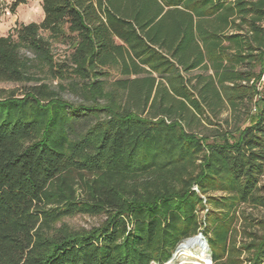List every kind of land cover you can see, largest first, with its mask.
I'll use <instances>...</instances> for the list:
<instances>
[{"label":"trees","instance_id":"obj_1","mask_svg":"<svg viewBox=\"0 0 264 264\" xmlns=\"http://www.w3.org/2000/svg\"><path fill=\"white\" fill-rule=\"evenodd\" d=\"M42 8L41 22L0 36V82H36L21 97L0 90V264H164L198 233L212 264H264V219L247 210L264 209V0ZM53 39L72 41L71 65L55 60ZM41 73L78 75L68 86L83 102ZM246 102L247 123L197 129ZM84 116L93 121L79 129ZM194 185L227 193L208 196L210 225ZM77 214L104 220L63 221Z\"/></svg>","mask_w":264,"mask_h":264},{"label":"rangeland","instance_id":"obj_2","mask_svg":"<svg viewBox=\"0 0 264 264\" xmlns=\"http://www.w3.org/2000/svg\"><path fill=\"white\" fill-rule=\"evenodd\" d=\"M14 0H0L1 3V9H0V36H7L15 30L18 26L30 22H41L44 17V11L42 8V0H27L26 3L19 4L15 9H12V4ZM261 25L264 28V19L261 22ZM71 43L67 42L64 39H53L52 40V48H53V54L54 58L57 62L61 63H67L68 65H71L70 56L72 53V47ZM243 64H239V67H241ZM260 70V66L258 65L256 67V71L258 72ZM40 76L44 79L45 82L49 83L51 87L59 91L61 97L63 99L70 101L71 103H81L83 102L81 93L79 91L73 90L70 86H68V83L71 81H81V79L78 77V75H72L68 76L67 79L60 80V79H54L50 77L48 73H41ZM120 77V74L116 70H111L110 75L108 77L109 81H112L113 79ZM36 82H0V90L4 91V95H10L14 94L17 97H21L23 92L28 89L29 86L34 85ZM59 83H62L65 85V89L59 88ZM258 89L263 93L264 91V75L262 76L261 80L257 83ZM109 87V83L107 84ZM257 97L255 98V100ZM254 100V101H255ZM251 103L246 102L241 110H237V112H233L230 108L224 109V111L218 116L212 119L213 124H209L204 122V126L200 125L198 126V130L203 131V133L206 134H212L215 131L223 132V131H231L235 128L236 123H247L249 121L248 112L251 108ZM255 110L252 109V113ZM93 119L91 117H81L79 122L77 123V126L79 129H85L89 123H91ZM215 138L214 136H211V139ZM193 189L200 194V196L203 198V204L204 209L199 211V219L205 225V221L208 225H210L207 216L209 215V212L215 209V206L212 202L208 200V196H215V197H222L226 196L227 193L223 191H208L203 192L197 185L193 186ZM244 207L242 206L241 209ZM248 212L251 213V215L255 218H261L264 219V209L262 208H248ZM217 211H220L221 213H226L228 211L227 208L224 209H217ZM104 220L103 216H92L87 214H77L74 216H68L65 217L63 221H65L67 224H69L73 228H91L93 226L99 225ZM237 234L238 240H242L244 237V231L239 230V233L235 232V235ZM192 238L200 237V240L203 242V245L208 251V254L210 255V258L208 261H202L201 257L202 255L200 250L194 249L185 252L184 254H181L178 257L179 264L182 263L181 258H185V260L194 261L197 260L204 264H212V253L211 249L209 247V244L207 242V239L203 233H198L194 236H191ZM189 237V238H191ZM185 240V239H184ZM180 244V243H179ZM178 244V245H179ZM177 247L172 252V257L165 262L164 264H169L175 257V254L177 253ZM176 252V253H175ZM180 259V260H179ZM176 262V263H177Z\"/></svg>","mask_w":264,"mask_h":264},{"label":"bare ground","instance_id":"obj_3","mask_svg":"<svg viewBox=\"0 0 264 264\" xmlns=\"http://www.w3.org/2000/svg\"><path fill=\"white\" fill-rule=\"evenodd\" d=\"M194 249H198L200 250L202 257V261H208V259L210 258V255L208 254L207 249L205 248V246L203 245V242L200 240V237H195V238H186L185 240H183L177 248V253L175 254L174 259L169 263V264H179V262H177L178 257L181 254H184L187 251L190 250H194ZM180 260V259H179ZM182 263L180 264H204L202 262L194 260V261H190V260H185V258H181ZM177 262V263H176Z\"/></svg>","mask_w":264,"mask_h":264}]
</instances>
